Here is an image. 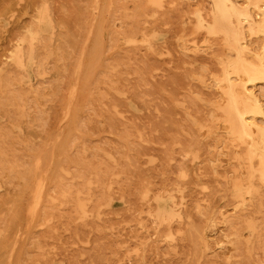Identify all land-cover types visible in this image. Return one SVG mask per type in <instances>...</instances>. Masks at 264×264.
<instances>
[{"label":"rangeland","instance_id":"374dc122","mask_svg":"<svg viewBox=\"0 0 264 264\" xmlns=\"http://www.w3.org/2000/svg\"><path fill=\"white\" fill-rule=\"evenodd\" d=\"M258 5L0 0V264H264Z\"/></svg>","mask_w":264,"mask_h":264},{"label":"bare ground","instance_id":"6f19581e","mask_svg":"<svg viewBox=\"0 0 264 264\" xmlns=\"http://www.w3.org/2000/svg\"><path fill=\"white\" fill-rule=\"evenodd\" d=\"M258 9V18H257V22L258 23H261V27L263 28L264 27V6L262 7V5H258L256 6ZM243 20V19H241ZM246 46V45H245ZM244 46V47H245ZM260 50V49H259ZM262 50V49H261ZM258 52V51H257ZM261 54V53H259ZM258 69L261 73H264V57L261 56L259 58V63H258ZM231 78V76H230ZM232 79V78H231ZM230 80V79H229ZM237 80V79H236ZM248 81V80H247ZM220 84V83H219ZM257 86V85H256ZM253 87H254V84L253 85H243V88L241 90L238 91L240 94L238 95V99L239 100V103H241L240 105V114H241V119H243V126L244 128L251 132L252 134H254V138H255V141H254V147L258 148L260 153L263 155L264 154V128H262L257 119L256 118H253L251 117V115L248 114V112L246 111V109L248 108L247 107V104L249 106H252V107H259L260 106V103H261V99H259L258 96H256L255 94H253L252 90H253ZM258 92V91H257ZM237 98V97H236ZM263 102V101H262ZM263 110V109H262ZM264 112V111H263ZM264 114V113H263ZM258 118V117H257ZM264 127V126H263ZM232 141V140H231ZM230 141V142H231ZM233 146V144H232ZM244 153V152H243ZM245 154V153H244ZM242 155V154H241ZM244 156V155H243ZM238 161V160H237ZM245 168V167H244ZM243 168V169H244ZM240 173V172H239ZM238 173V174H239ZM242 173V172H241ZM254 174V173H253ZM240 175V174H239ZM241 177V176H240ZM246 178V177H245ZM250 178V177H249ZM253 182V180H252ZM242 183V182H241ZM245 183V182H244ZM34 184V183H33ZM25 186V185H24ZM33 187V185H32ZM244 189V188H242ZM252 189V188H251ZM36 192V190H35ZM252 192V191H251ZM35 195V194H34ZM39 196V195H38ZM251 198V197H250ZM244 199V198H243ZM247 200V199H246ZM238 202V201H237ZM240 203V202H239Z\"/></svg>","mask_w":264,"mask_h":264}]
</instances>
